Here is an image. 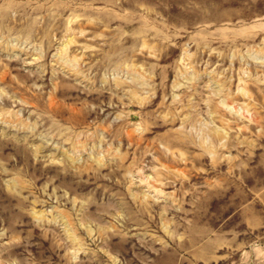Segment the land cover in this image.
I'll return each mask as SVG.
<instances>
[{
    "label": "rangeland",
    "instance_id": "1",
    "mask_svg": "<svg viewBox=\"0 0 264 264\" xmlns=\"http://www.w3.org/2000/svg\"><path fill=\"white\" fill-rule=\"evenodd\" d=\"M0 264H264V0H0Z\"/></svg>",
    "mask_w": 264,
    "mask_h": 264
}]
</instances>
